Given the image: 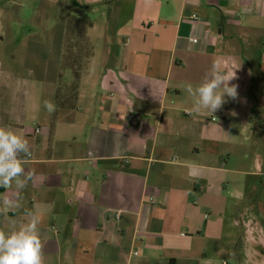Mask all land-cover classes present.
Masks as SVG:
<instances>
[{"label": "crops", "instance_id": "0c3cea01", "mask_svg": "<svg viewBox=\"0 0 264 264\" xmlns=\"http://www.w3.org/2000/svg\"><path fill=\"white\" fill-rule=\"evenodd\" d=\"M55 1L58 17L102 19L88 20L74 108L49 113L59 72L38 93L0 50V127L31 150L26 187H0V230L38 215L44 264H264V233L245 223L264 173V0ZM36 4L0 0V19ZM214 61L239 68V97L193 113L186 85Z\"/></svg>", "mask_w": 264, "mask_h": 264}, {"label": "rangeland", "instance_id": "374dc122", "mask_svg": "<svg viewBox=\"0 0 264 264\" xmlns=\"http://www.w3.org/2000/svg\"><path fill=\"white\" fill-rule=\"evenodd\" d=\"M23 1L25 2L27 0ZM36 1L37 4L33 6L34 10L23 11L19 20L0 19V33L3 35L2 39H0V50L5 53V63L13 67L19 63L15 69H18L20 66L18 71L20 72V70H22L26 78L28 77V70L32 69L33 76L31 78L36 77V80H38V93L44 91L46 80L49 81L50 77L55 79L56 74L61 71L62 79L58 82V96L71 95L73 91L72 87L74 86V83L71 82H74V80L66 82L65 80L67 79L69 71L66 70V68L60 70L63 47H67L69 43V48H72V45L75 44L77 48H82V56L83 53L87 56L88 53L91 52L90 42L86 36L82 37L83 34L80 33L79 37L75 38L73 41L70 40L66 44V37L64 36L66 23L56 14L57 2L55 0ZM27 7L28 5L25 6V8L22 6L24 9ZM99 10L98 6L96 10H94L92 6L88 9L81 7L75 16L77 15L85 19L86 22H88V20L98 22L102 19V11ZM71 14H73V12H71ZM84 29L86 30L85 24L81 30ZM10 54L14 55L13 59H11L12 56H10ZM66 56L65 54L63 59L64 62H66ZM80 59L83 60L82 58ZM28 78L30 79V77ZM256 140L260 143L259 151L262 159L261 168L262 172H264V130H261L260 133L256 135ZM261 174L262 182L259 191H256L250 198L246 197L245 223L246 226L250 224L251 226L260 228L261 232L264 233V173ZM246 178H248V176H246ZM248 207L250 210H248ZM247 219L251 221L249 224ZM261 248L264 249V245H262ZM221 263L220 260L216 264ZM229 263L235 264V262L231 263L230 261Z\"/></svg>", "mask_w": 264, "mask_h": 264}, {"label": "clouds", "instance_id": "9594fccd", "mask_svg": "<svg viewBox=\"0 0 264 264\" xmlns=\"http://www.w3.org/2000/svg\"><path fill=\"white\" fill-rule=\"evenodd\" d=\"M238 69L214 61L198 86L186 85L185 91L193 98L191 112L199 114L206 110L213 114L227 103L226 98L237 100L238 85L231 82L238 79ZM44 107L49 113L56 110V105L48 100L44 101ZM30 157L27 139L0 127V187L14 185L17 190L24 189L31 179L25 174L24 167ZM26 215L30 219L18 228L13 223L9 230H0V264H44L43 243L38 230L41 218L32 212Z\"/></svg>", "mask_w": 264, "mask_h": 264}, {"label": "trees", "instance_id": "16d2710c", "mask_svg": "<svg viewBox=\"0 0 264 264\" xmlns=\"http://www.w3.org/2000/svg\"><path fill=\"white\" fill-rule=\"evenodd\" d=\"M73 14H71V12ZM79 12V9L77 7H72L66 12L61 19L64 20L66 23L65 27V37H66V44L70 40H74L75 38L79 37L80 33H82V37H85V29L81 30L83 25L85 24L86 28L88 25H90V22H86L85 19L80 18L79 16H75ZM81 26V27H80ZM84 31V33H83ZM66 46V45H65ZM65 50V51H64ZM67 50V51H66ZM82 48L74 44L72 45V48H69V43L67 47H63V53H62V62L60 64V70H63L62 68H66L71 75H72V80H74L73 85V91L71 95H64L62 97L58 96V91H59V83L57 85V89L54 95V104L56 105V109H62V108H74L75 107V101H76V95H77V85H78V80L80 75L85 71L86 65L88 58L90 56V53H88L87 56L83 53L82 56ZM66 56V62H64V55ZM82 58L83 60H81ZM62 79V72L59 71L58 74V82ZM71 80V81H72ZM72 85V84H71Z\"/></svg>", "mask_w": 264, "mask_h": 264}, {"label": "built area", "instance_id": "2783aa9c", "mask_svg": "<svg viewBox=\"0 0 264 264\" xmlns=\"http://www.w3.org/2000/svg\"><path fill=\"white\" fill-rule=\"evenodd\" d=\"M194 17H195V16H194ZM190 41L193 42V43H195V42H197V38L194 37V36H192V37L190 38ZM134 115H135L134 112L130 109V110L127 112V115H126L127 120H128V121H131V120L134 118ZM149 200H150V201H153V198H152V197H149ZM119 214H120V211L117 210V211H116V214H115L116 219H118ZM134 253H136V252H134ZM224 264H226V263H224Z\"/></svg>", "mask_w": 264, "mask_h": 264}]
</instances>
